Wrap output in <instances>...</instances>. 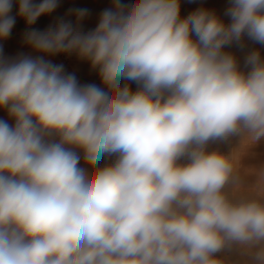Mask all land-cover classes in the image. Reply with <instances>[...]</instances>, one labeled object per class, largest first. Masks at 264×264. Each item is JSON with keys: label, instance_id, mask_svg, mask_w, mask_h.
<instances>
[{"label": "clouds", "instance_id": "9594fccd", "mask_svg": "<svg viewBox=\"0 0 264 264\" xmlns=\"http://www.w3.org/2000/svg\"><path fill=\"white\" fill-rule=\"evenodd\" d=\"M58 7L18 0L23 43L40 55L0 46V108L14 120L0 119V264H222L233 246L264 264V171L259 198L233 200L236 157L206 151L264 139V58L248 52L242 71L225 51L264 45V0H230L228 23L203 7L181 18L180 0H113L92 31L85 8L31 28ZM12 8L0 0V40ZM61 53L106 90L45 58Z\"/></svg>", "mask_w": 264, "mask_h": 264}, {"label": "rangeland", "instance_id": "374dc122", "mask_svg": "<svg viewBox=\"0 0 264 264\" xmlns=\"http://www.w3.org/2000/svg\"><path fill=\"white\" fill-rule=\"evenodd\" d=\"M121 1L126 4L134 2V0ZM33 2L39 3L40 0H33ZM112 2L113 0H59V7L52 14L41 16L31 28L44 31L58 18H75L73 15H69L70 9H77L96 3L106 8L112 6ZM229 3L230 0H180V15L181 18H184L197 8L203 7L215 11L225 23H228L230 18L225 16L224 12ZM17 13L18 0H13V8L10 15L16 17V22L10 37L7 40H0V46L3 49L2 55L6 58H14L20 54L33 57L40 55L23 43L24 32L31 29L28 28L24 19L19 17ZM253 50H259L261 57L264 58V45L253 43L247 37H245V47L243 49L236 45L225 47V51L231 52L236 57L242 71L248 70L244 63L245 56ZM45 58L50 59L54 64H63L65 74L75 75L78 84H95L98 87L105 88L99 77L98 69L91 67L86 69L78 68L75 63L78 58L74 54L61 53L55 56H46ZM123 83H126V81H122ZM130 86L133 91L137 89V85L134 82ZM0 119L7 120L9 124H14V120L8 116L6 109L0 108ZM206 151H217L225 156L236 157V180L227 185L225 189L231 199L259 198L257 185L259 174L264 171V139L254 144H248L245 143L243 135L231 136L227 140L210 142L206 146ZM77 152L81 155L79 166L90 174L92 171L91 167L84 162L82 152L79 150ZM181 161H187V158H183ZM216 257L222 261V264H251L250 253L239 246H233L230 250L224 249L217 253Z\"/></svg>", "mask_w": 264, "mask_h": 264}, {"label": "crops", "instance_id": "0c3cea01", "mask_svg": "<svg viewBox=\"0 0 264 264\" xmlns=\"http://www.w3.org/2000/svg\"><path fill=\"white\" fill-rule=\"evenodd\" d=\"M122 2V1H121ZM124 3V2H122ZM129 4V3H127ZM131 4V3H130ZM111 6L109 7H106V8H110ZM81 8H85V9H88V15L85 17V19L81 22V28L82 30L86 33V32H89V31H92L95 29V27L97 26L98 24V21H99V16H100V13L106 9L105 7H103L102 5H99V4H91V5H85ZM65 19H68V20H72L74 22L75 18H65ZM74 54V53H73ZM75 55V54H74ZM76 56V55H75ZM76 63V66L80 69H86V68H89L91 67L90 63L87 62V61H84V60H80V59H77V61H75ZM92 68V67H91ZM210 143V142H209ZM115 160V157H108V156H105L103 160L100 161L99 163V167H104L105 165L107 164H111L113 161ZM180 163H187V161H181ZM92 170V169H91Z\"/></svg>", "mask_w": 264, "mask_h": 264}]
</instances>
